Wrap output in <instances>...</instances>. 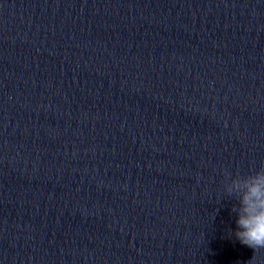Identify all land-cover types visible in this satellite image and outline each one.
I'll use <instances>...</instances> for the list:
<instances>
[{"label": "clouds", "instance_id": "9594fccd", "mask_svg": "<svg viewBox=\"0 0 264 264\" xmlns=\"http://www.w3.org/2000/svg\"><path fill=\"white\" fill-rule=\"evenodd\" d=\"M223 175V191L236 201L231 211L237 216V227L234 232L230 229L228 235H234L256 254L264 250V168L248 174L225 170Z\"/></svg>", "mask_w": 264, "mask_h": 264}]
</instances>
